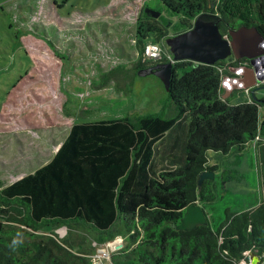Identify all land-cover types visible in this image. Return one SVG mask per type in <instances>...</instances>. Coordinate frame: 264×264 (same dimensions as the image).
<instances>
[{
	"label": "trees",
	"instance_id": "obj_1",
	"mask_svg": "<svg viewBox=\"0 0 264 264\" xmlns=\"http://www.w3.org/2000/svg\"><path fill=\"white\" fill-rule=\"evenodd\" d=\"M160 1L181 19L172 30L170 20L142 12L136 44L143 69L172 62L167 39L193 28L202 12L222 17L224 36L244 26L264 36V0ZM23 35L17 30L19 48ZM150 44L162 46L160 60L147 58ZM247 62H176L161 111L75 122L48 163L0 189V264H95L97 247L77 231L94 229L106 244L116 226L125 244L111 253L112 264H237L246 251L264 253V142L256 149L258 205L227 210L217 229L210 222L177 228L188 207L218 197L214 180L199 185L202 173L218 171L208 153H242L258 136L264 140V99L250 92L237 100L241 89L225 96L224 78ZM119 72L103 77L115 80Z\"/></svg>",
	"mask_w": 264,
	"mask_h": 264
},
{
	"label": "rangeland",
	"instance_id": "obj_2",
	"mask_svg": "<svg viewBox=\"0 0 264 264\" xmlns=\"http://www.w3.org/2000/svg\"><path fill=\"white\" fill-rule=\"evenodd\" d=\"M148 8L170 20L171 29L181 19L160 0H0V189L48 163L75 122L145 115L167 104L162 80L139 75L136 26ZM17 30L24 34L20 48ZM118 68L119 78L103 77ZM224 88L225 96L245 89ZM256 96L264 99V87ZM172 142L168 135L164 143ZM250 147L243 155L208 153L209 165L218 167V197L201 206L214 229L227 210L259 204L258 160ZM77 232L97 250L103 245L94 229ZM120 232L111 230L114 251L125 244ZM57 233L64 237L68 229Z\"/></svg>",
	"mask_w": 264,
	"mask_h": 264
},
{
	"label": "water",
	"instance_id": "obj_3",
	"mask_svg": "<svg viewBox=\"0 0 264 264\" xmlns=\"http://www.w3.org/2000/svg\"><path fill=\"white\" fill-rule=\"evenodd\" d=\"M146 14L155 18L160 17V12L153 9H146ZM222 17L211 12H202L194 22L193 28L167 39L166 44L174 55V62L191 60L197 64L214 65L219 61L227 60L230 57L236 59L247 58L250 60V67H236L232 71L237 76L234 81H240L237 88H251L254 85L264 82V36L256 27H241L239 30L231 31L224 36L220 23ZM174 62L159 64L145 68L139 72L140 76L156 75L170 91L174 77ZM244 76L250 77L252 82L247 83ZM243 85V86H242ZM264 87V86H263ZM261 87L252 90L253 98L258 99L256 92ZM216 173L205 171L200 177L199 185L205 180H214ZM209 222L206 211L200 204H193L188 207L178 225L179 230H193L200 225H207ZM124 244L117 247L123 248ZM256 263V261H254Z\"/></svg>",
	"mask_w": 264,
	"mask_h": 264
},
{
	"label": "built area",
	"instance_id": "obj_4",
	"mask_svg": "<svg viewBox=\"0 0 264 264\" xmlns=\"http://www.w3.org/2000/svg\"><path fill=\"white\" fill-rule=\"evenodd\" d=\"M163 57V48L160 45L150 44L147 47V58L149 60H160ZM171 59V57H169ZM260 142L264 140L258 136L256 140L252 142V147L255 149L260 148ZM114 251V246L112 242L103 244L97 253L92 256L95 264H112L111 263V253ZM256 261V263H254ZM237 264H264V253L257 254L256 252L246 251L244 257Z\"/></svg>",
	"mask_w": 264,
	"mask_h": 264
},
{
	"label": "bare ground",
	"instance_id": "obj_5",
	"mask_svg": "<svg viewBox=\"0 0 264 264\" xmlns=\"http://www.w3.org/2000/svg\"><path fill=\"white\" fill-rule=\"evenodd\" d=\"M172 62H174V59H173V61ZM175 63V62H174ZM239 73H241V72H239ZM238 76V74H236V77ZM240 76V75H239ZM235 77V79H237ZM234 79V80H235ZM234 80H232V78L231 77H229V76H226L225 78H224V81H223V86H225L226 87V89L227 90H229V87L230 88H232L234 85L236 86V85H238L239 84V82L240 81H236V83H235V81ZM243 86V85H242ZM244 88V87H243ZM249 89V88H248ZM248 91V90H247ZM249 92V91H248ZM253 96V95H252ZM216 173V172H215Z\"/></svg>",
	"mask_w": 264,
	"mask_h": 264
},
{
	"label": "flooded vegetation",
	"instance_id": "obj_6",
	"mask_svg": "<svg viewBox=\"0 0 264 264\" xmlns=\"http://www.w3.org/2000/svg\"><path fill=\"white\" fill-rule=\"evenodd\" d=\"M148 9H151V8H148ZM250 66H251L250 62H247V63H244L241 67H250ZM244 78L247 81V83L252 82V80H250V78L248 76H244ZM263 86H264V82L263 83H259L257 85L252 86L249 89H244V90H248V91L252 92L253 88H255V87H263Z\"/></svg>",
	"mask_w": 264,
	"mask_h": 264
},
{
	"label": "crops",
	"instance_id": "obj_7",
	"mask_svg": "<svg viewBox=\"0 0 264 264\" xmlns=\"http://www.w3.org/2000/svg\"><path fill=\"white\" fill-rule=\"evenodd\" d=\"M249 78H250V77H249ZM250 80H251V79H250ZM244 91L246 92V97L248 98L247 95L250 94V91H249V92H248L247 90H244ZM246 97H245V98H246ZM242 98H244V95H243V94H242ZM240 99H241V98H240ZM251 147H252V146H251ZM251 147H250V148H251ZM253 149H254V148H253ZM248 151H249V150H248ZM248 151H246V152H248ZM250 151H251V150H250ZM254 151H255V149H254ZM254 151H253V152H254ZM231 153H232V152H231ZM231 153H230V154H231ZM237 153H239L240 155H243V152H242V153L237 152ZM254 153H255V155H256V151H255ZM248 155H249V154H248ZM248 157H249V156H248ZM259 200H260V199H259ZM250 208H252V207H250ZM250 208H247V209H250Z\"/></svg>",
	"mask_w": 264,
	"mask_h": 264
}]
</instances>
